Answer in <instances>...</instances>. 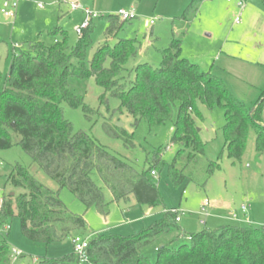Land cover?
Listing matches in <instances>:
<instances>
[{"label": "trees", "instance_id": "16d2710c", "mask_svg": "<svg viewBox=\"0 0 264 264\" xmlns=\"http://www.w3.org/2000/svg\"><path fill=\"white\" fill-rule=\"evenodd\" d=\"M203 1L193 0L182 18ZM103 18L108 38H117L131 23L121 20L119 15ZM93 21L71 54L67 53L65 34L63 42L56 41L52 46L38 38L15 48L4 86L0 66V150L11 149L13 135L20 136L22 150L61 190L67 189L87 209L95 208L104 217L109 215L111 203L128 202L131 197L140 206L159 205L161 197L153 172L160 174L167 167L174 186L190 180L186 167L204 155L205 144L197 128V121L202 118L201 106L224 110L225 149L230 159L242 161L251 131L256 136V151L264 152V102L249 113L218 77L182 57V42L176 39L160 51V67L138 64L126 79V67L138 54L137 42L122 39L114 47L105 44L88 61L93 46ZM107 60L111 61L108 68ZM71 78H94L107 93L120 100L122 108L134 119V129L144 122L151 134L157 126L171 123V143L180 146L174 161L167 164L163 159L165 150L154 149L146 152L147 167L139 171L134 163L110 153L87 133H75L72 123L64 118L63 105L81 108L87 119L94 111L83 95L70 90ZM104 129L126 147H136L134 135L123 128L107 123ZM183 158L187 165L180 169L178 163ZM218 170L220 165L213 162L207 175L211 177ZM7 182L19 194L2 193L0 225L17 218L24 237L45 247L83 237L87 231L84 217L72 214L59 193L40 184L27 169L14 166ZM104 190L111 194V203L106 202ZM174 232L178 234L164 239ZM160 239L162 246L155 247L156 257L152 260L144 250ZM89 240L91 264H264V228L225 225L186 234L169 210L139 233L99 234ZM13 257L12 248L0 241V264H14ZM39 264H79V260L72 253Z\"/></svg>", "mask_w": 264, "mask_h": 264}, {"label": "rangeland", "instance_id": "374dc122", "mask_svg": "<svg viewBox=\"0 0 264 264\" xmlns=\"http://www.w3.org/2000/svg\"><path fill=\"white\" fill-rule=\"evenodd\" d=\"M193 0H78L84 9L97 14L94 19L93 46L88 52L91 61L98 48L108 44L114 47L119 40H134L138 44V54L127 65L124 76L141 63H150L160 67V51L166 50L171 41L182 42V57L199 66L203 72H210L218 77L229 91L240 100L251 113L264 102V17L256 18L250 25L236 26L238 10L233 0H205L183 15ZM6 0H0V66L3 71L4 86L15 47L24 45L38 38L46 46L63 42L67 36V53L76 47L79 36L76 29L83 27L86 15L72 12L62 0H20L17 19L5 18L1 14ZM244 12L248 5L263 7L264 0H243ZM39 5L43 7L40 8ZM135 15L117 38L106 37L107 24L103 17L119 15L121 12ZM153 26H148L149 21ZM107 60L105 66L110 67ZM132 77V74H131ZM69 88L72 92L83 95L85 103L94 111L87 119L81 108L73 109L63 105L64 118L72 123L73 130L87 133L101 147L131 163L139 171L146 165V152L154 149L165 150L163 159L171 164L180 146L172 144L173 128L171 123L157 126L151 134L143 122L133 128L134 119L119 99L112 97L94 78L79 81L71 78ZM105 98L104 101L102 99ZM201 120L197 128L203 143L204 155L188 164L185 174L190 179L179 186H174L168 175V168L158 174L157 186L161 201L154 207L140 206L134 197L128 202L111 203L112 196L105 192V200L110 204L109 215L102 216L95 208L87 209L67 189L61 190L56 182L47 176L19 146L20 136L13 135V147L0 150V189L5 195L19 194L7 182L12 168L20 165L43 186L59 193V198L74 215L83 216L87 231L83 237L93 238L99 234H117L130 236L158 222L166 210H179L182 216L180 227L186 234H195L205 228L216 229L225 225L239 227L264 228V152L255 149V133L248 136L247 148L241 162L229 158L225 149L226 125L225 112L222 109L208 110L200 107ZM264 125V104L261 112ZM123 128L134 135L136 147L131 149L120 139L107 135L105 124ZM218 162L220 170L211 177L207 175L208 166ZM180 169L187 165L185 158L178 163ZM1 196V195H0ZM205 201L210 202L207 214L202 213ZM242 206L248 207L247 217L250 223L239 222L232 218L237 214L243 218ZM178 234L174 232L173 235ZM0 241H5L13 251L23 257H13L14 264H39L43 260L62 259L74 253L72 239L54 243L47 247L35 245L22 234L21 221L17 218L0 225ZM164 241V240H163ZM162 240L146 248L144 253L152 260L156 257L155 247H161ZM185 242H187L185 240ZM38 261V262H36Z\"/></svg>", "mask_w": 264, "mask_h": 264}, {"label": "built area", "instance_id": "2783aa9c", "mask_svg": "<svg viewBox=\"0 0 264 264\" xmlns=\"http://www.w3.org/2000/svg\"><path fill=\"white\" fill-rule=\"evenodd\" d=\"M232 0H228V2H231ZM63 3L67 4L71 11H83V13L86 15L87 19L86 22L84 23L83 27H79L76 29V33L78 34L79 37H82L83 35V31L89 26L90 21L94 20L97 18V14L93 11H90L89 9H84L83 6L76 1L73 0H62ZM19 4H20V0H6V2L3 5V9L1 10V14L5 17L8 18L10 20H12L13 22L17 19L18 16V10H19ZM40 8H42V5H39ZM238 7L241 10V12L244 9V2L243 0H239L238 1ZM119 17L121 18V20L123 21H132L133 19H135V15L128 13V12H121L119 14ZM154 21H149L147 23L148 26H153L154 25ZM241 23V13L237 16L236 18V24H240ZM153 176H156L155 172L152 173ZM2 193L3 191L0 189V207L1 204L3 202L2 199ZM210 206V202L209 201H205V203L203 204L202 207V213L203 214H207V208ZM242 213L244 214V217H238L237 214L232 215V218L236 221L239 222H245V223H250L247 217V212H248V207L246 206H242L241 208ZM170 213H172L173 215H176V222L180 223L182 221V216L185 215V213L173 209L170 211ZM208 216V214H207ZM89 238H84L81 236H77L72 240L73 243V248H74V254L77 256L78 260H79V264H91L90 260H89V255H88V248H89ZM21 254L17 251H14V256L15 257H19Z\"/></svg>", "mask_w": 264, "mask_h": 264}, {"label": "crops", "instance_id": "0c3cea01", "mask_svg": "<svg viewBox=\"0 0 264 264\" xmlns=\"http://www.w3.org/2000/svg\"><path fill=\"white\" fill-rule=\"evenodd\" d=\"M73 1L78 2V0H73ZM227 2H228V0H227ZM228 3H233V0L231 2H228ZM236 8L238 10V13L236 15L238 16L241 13V16H242V12H241V10L238 7V3H236ZM18 12H19V10H18ZM72 12H77V11H72ZM81 12L83 13V11H81ZM258 17H262V18L264 17V9H263V7H261V6L258 7L256 5L250 4V5H248L247 11L244 12V20H243L244 22H242V20H241V23L238 24V25L236 24V26H240V27L243 26L244 28H246L244 25H242V23L243 24L245 23V25L248 26L252 22H255V20H257L256 18H258ZM22 46L23 45H19V46L15 47V48H21Z\"/></svg>", "mask_w": 264, "mask_h": 264}]
</instances>
